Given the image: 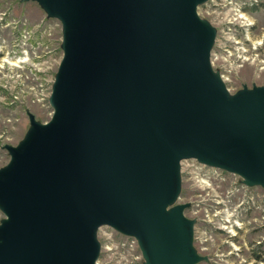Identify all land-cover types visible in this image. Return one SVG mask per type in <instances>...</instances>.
<instances>
[{
    "label": "water",
    "instance_id": "water-1",
    "mask_svg": "<svg viewBox=\"0 0 264 264\" xmlns=\"http://www.w3.org/2000/svg\"><path fill=\"white\" fill-rule=\"evenodd\" d=\"M63 25L52 119L0 170V264H100L103 227L145 264H198L181 166L264 187V86L232 95L212 65L209 0H31Z\"/></svg>",
    "mask_w": 264,
    "mask_h": 264
},
{
    "label": "rangeland",
    "instance_id": "rangeland-1",
    "mask_svg": "<svg viewBox=\"0 0 264 264\" xmlns=\"http://www.w3.org/2000/svg\"><path fill=\"white\" fill-rule=\"evenodd\" d=\"M200 16L216 29L212 65L232 95L264 86V0H209ZM63 25L31 0H0V170L32 128L52 119L50 99L64 57ZM177 204L194 222L198 264H264V187L202 165L181 166ZM5 215L0 209V224ZM100 264H145L138 241L98 232Z\"/></svg>",
    "mask_w": 264,
    "mask_h": 264
}]
</instances>
